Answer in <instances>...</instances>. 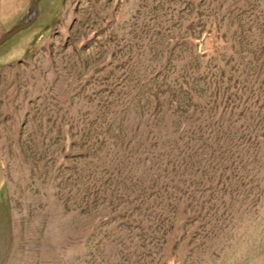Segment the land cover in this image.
I'll return each instance as SVG.
<instances>
[{
	"label": "rangeland",
	"instance_id": "1",
	"mask_svg": "<svg viewBox=\"0 0 264 264\" xmlns=\"http://www.w3.org/2000/svg\"><path fill=\"white\" fill-rule=\"evenodd\" d=\"M0 170V264H264V0H65L0 66Z\"/></svg>",
	"mask_w": 264,
	"mask_h": 264
},
{
	"label": "crops",
	"instance_id": "2",
	"mask_svg": "<svg viewBox=\"0 0 264 264\" xmlns=\"http://www.w3.org/2000/svg\"><path fill=\"white\" fill-rule=\"evenodd\" d=\"M30 1L31 0H0V35L6 31L11 30L16 25L26 21L29 15ZM40 1L42 0L34 1L35 17L28 24V26H30L38 22V28L32 35L31 39L24 46L23 52L17 56L8 58L5 62L1 63L0 66H5L18 60L28 50L29 46L32 44L33 40L38 36V34H40L42 31L51 26L52 23L56 20L65 0H56V2H58L57 8L47 18L45 17L46 12L48 11L50 5H53V3H45V1L43 0L42 6L40 7ZM2 186L3 177L2 172L0 170V190Z\"/></svg>",
	"mask_w": 264,
	"mask_h": 264
},
{
	"label": "water",
	"instance_id": "3",
	"mask_svg": "<svg viewBox=\"0 0 264 264\" xmlns=\"http://www.w3.org/2000/svg\"><path fill=\"white\" fill-rule=\"evenodd\" d=\"M29 12H30V15H29V17L26 19V21H24V22L21 23V24L16 25V26L13 27L11 30L6 31V32H4V33H2V34L0 35V43H1L4 39L10 37L15 31L20 30V29L25 28L26 26H28V24L34 19V17H35V14H34V12H35V3H34V0H31V1H30Z\"/></svg>",
	"mask_w": 264,
	"mask_h": 264
},
{
	"label": "built area",
	"instance_id": "4",
	"mask_svg": "<svg viewBox=\"0 0 264 264\" xmlns=\"http://www.w3.org/2000/svg\"><path fill=\"white\" fill-rule=\"evenodd\" d=\"M29 15H30V12H29ZM29 15H28V17H29Z\"/></svg>",
	"mask_w": 264,
	"mask_h": 264
}]
</instances>
